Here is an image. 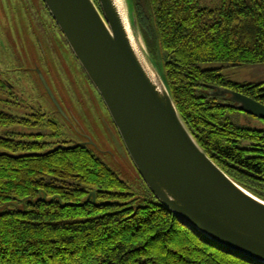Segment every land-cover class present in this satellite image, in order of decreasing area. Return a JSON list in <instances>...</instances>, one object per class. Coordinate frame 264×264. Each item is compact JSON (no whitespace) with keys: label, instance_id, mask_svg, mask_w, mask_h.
I'll return each instance as SVG.
<instances>
[{"label":"trees","instance_id":"obj_1","mask_svg":"<svg viewBox=\"0 0 264 264\" xmlns=\"http://www.w3.org/2000/svg\"><path fill=\"white\" fill-rule=\"evenodd\" d=\"M132 1L189 130L224 172L264 200V130L242 124L238 116L250 115L219 93L264 104V83H236L201 67L264 64V0H222L215 9L202 0ZM37 120L0 112L1 128ZM42 140L0 135V206L47 197L0 215V264H259L197 233L150 190L152 200L134 207L127 185L90 146L50 148Z\"/></svg>","mask_w":264,"mask_h":264},{"label":"water","instance_id":"obj_2","mask_svg":"<svg viewBox=\"0 0 264 264\" xmlns=\"http://www.w3.org/2000/svg\"><path fill=\"white\" fill-rule=\"evenodd\" d=\"M43 2L153 196L197 233L264 264V200L224 172L189 130L148 51L133 1ZM219 93L229 95L241 112L264 121V104L230 89Z\"/></svg>","mask_w":264,"mask_h":264},{"label":"rangeland","instance_id":"obj_3","mask_svg":"<svg viewBox=\"0 0 264 264\" xmlns=\"http://www.w3.org/2000/svg\"><path fill=\"white\" fill-rule=\"evenodd\" d=\"M221 2L202 0V5L215 9ZM41 6H44L42 0H0V71L13 79L14 84L12 95L3 97L0 94V112L19 119H43L37 120L38 126L0 127V135L8 132L27 137L42 136V142L50 148L83 142L87 136L94 153L127 185V192L133 195L130 201L134 207L152 200L103 99L58 26L51 24L50 20H54L49 14L50 20H46L41 13ZM35 62L70 121L58 115L39 78L31 70ZM201 67L203 70H220L236 83H264V64L204 63ZM238 118L242 124L264 130L263 120L246 115ZM39 199L47 200V197L41 192L36 198L4 204L0 206V215L8 211H24L29 203Z\"/></svg>","mask_w":264,"mask_h":264},{"label":"flooded vegetation","instance_id":"obj_4","mask_svg":"<svg viewBox=\"0 0 264 264\" xmlns=\"http://www.w3.org/2000/svg\"><path fill=\"white\" fill-rule=\"evenodd\" d=\"M22 2H23V0H21ZM97 3H98V0H95ZM42 2H43V0H42ZM43 7L41 6V13L43 14L44 13V15H45V17H46V20L49 18V16H48V14L50 15V13H49V11H48V9H47V7L45 6V4H44V2H43ZM51 16V15H50ZM51 18H52V16H51ZM53 19V18H52ZM49 20H50V18H49ZM54 20V19H53ZM50 22H51V24H56V22L55 21H52V20H50ZM57 25V24H56ZM47 26H49V24H48V22H47ZM49 28H50V26H49ZM59 28V27H58ZM62 33V32H61ZM64 37V36H63ZM58 38V37H57ZM58 39H60V38H58ZM40 47L42 48V50L44 51V48H43V44H42V42L40 41ZM44 54H45V52H44ZM77 59V58H76ZM1 68V67H0ZM31 70L33 71V73L35 74V75H37V77L39 78V80H40V82H41V84H42V86L44 87V89H45V91H46V93H47V96L50 98V100H51V102L53 103V105L55 106V108H56V110H57V113H58V115L59 116H61L63 119H67V120H69L70 121V117H68V115L66 114V112L64 111V113L65 114H62L61 112H60V110L58 109V107L56 106V104L53 102V100L51 99V97L49 96V94H48V92H47V90H46V88H45V86H44V84H43V82H42V79H41V76H40V73L44 76V78H45V75L43 74V72H42V70L40 69V66L35 62L34 63V65H33V67L31 68ZM0 94L4 97V96H6V95H12V93H13V91H14V84L12 83V80L13 79H11L10 80V78L9 77H7V75H4L5 74V72L4 71H0ZM3 77H4V79H3ZM46 79V78H45ZM47 81V80H46ZM50 86V85H49ZM51 88V87H50ZM52 90V89H51ZM53 92V91H52ZM53 94H54V92H53ZM54 96H55V98H56V100L58 101V103L60 104V101L58 100V98L56 97V95L54 94ZM4 101V100H3ZM5 102H9V101H5ZM61 105V104H60ZM62 107V106H61ZM40 108V107H39ZM38 109V108H37ZM64 110V109H63ZM34 115H37L36 113H34ZM23 118H26V117H23ZM28 118V117H27ZM86 138H85V140L83 141V142H75L74 144H85V145H87V146H93V144H92V142L87 138V136H85Z\"/></svg>","mask_w":264,"mask_h":264}]
</instances>
